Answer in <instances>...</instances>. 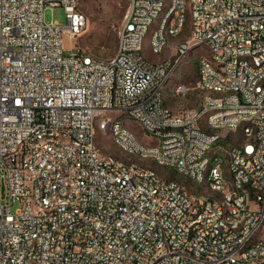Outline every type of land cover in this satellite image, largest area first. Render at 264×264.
Here are the masks:
<instances>
[{
  "label": "built area",
  "instance_id": "built-area-1",
  "mask_svg": "<svg viewBox=\"0 0 264 264\" xmlns=\"http://www.w3.org/2000/svg\"><path fill=\"white\" fill-rule=\"evenodd\" d=\"M130 1L137 7L134 23L121 24L122 48L114 62H102L76 49V38L87 23L77 0H0V264H264V239L252 253L239 250V242L255 231L258 219H264V85L251 92L257 77H264V0H195L201 26L194 38L184 39L173 52L187 54L193 40L207 38L217 47V58L233 55V63H225L227 78H218L206 65L197 84L239 87V94L189 107L180 115H166L158 108V79L168 70L169 58L151 64L140 51L143 27L163 0ZM57 6L64 8L66 25L45 19L46 8ZM183 12V0H175L170 14L176 15L174 30L182 29ZM153 45L165 50L161 30ZM244 55L256 56L259 68L247 65ZM220 103L228 104V112L213 117L221 132L207 133L197 126L200 110ZM116 106L139 113L154 132L163 133V124L184 123V130L165 134L160 149L136 144L121 124L109 123L130 147L175 161L183 178L187 172L202 178L211 155L201 159V151L211 148L213 138H221L219 148L232 152L229 161L238 187L228 188L218 171L214 182L232 196L235 209H240L242 189L251 188L257 194L256 217L247 218V227L240 232H231L238 217L233 210L230 225H223L222 210L201 205L184 179L161 176L151 167L133 168L109 153L92 151L97 128L90 125L88 115L100 118L103 107ZM248 112L258 113L255 127L248 130L260 131V139L253 145L233 146L229 136H222L223 126L234 125L239 114ZM51 129L75 136L83 147L80 168L74 172L82 182L78 197H84V204L74 206L72 198L54 217L39 213L30 217L26 210L30 176L23 173L26 155H33V168L39 173L48 169L44 183L50 186V195L64 189L59 167L65 164L68 148L49 144L55 166L45 162V167H38V160H44L39 157L42 131ZM246 152H254L252 164H245ZM249 177H256V184H249ZM86 206H95V213L83 214ZM96 209H103V217H96ZM181 210H188V218H181ZM64 218H74L68 236H61L59 229ZM211 230H219L221 247L206 245ZM241 254H250L251 262H241Z\"/></svg>",
  "mask_w": 264,
  "mask_h": 264
},
{
  "label": "bare ground",
  "instance_id": "bare-ground-1",
  "mask_svg": "<svg viewBox=\"0 0 264 264\" xmlns=\"http://www.w3.org/2000/svg\"><path fill=\"white\" fill-rule=\"evenodd\" d=\"M81 0H77V5L80 14L85 15L80 10ZM175 10V0H163V3L152 12L151 19L143 27V37L140 39V51L143 52V58L149 60L144 54V44L146 35L151 30V48L155 53H161L164 50H158L153 45L155 42V35L161 30L162 48L166 49L168 46H174L178 50V47L182 45L183 40L177 41L176 37L184 35L187 23L188 14L191 15V26L189 33L185 39L195 37V30L201 26V16L197 14V6L195 0H183V20L182 29L174 30L176 23V15H170ZM137 16V7H132V1H130L128 12L125 16L123 23L125 27H132L134 19ZM158 19V22L154 28L152 25ZM205 44L209 48V54L201 56L199 58L198 69V82L199 78H204L206 74V65L209 68H213V73L217 74L218 78L229 77V69L225 66V63H233V55H225L224 58H217V47L209 42L207 38H197L193 40L191 46L188 47L187 54H176L174 59H169L168 70H165L158 79L157 92H158V108L165 111L166 115H180L184 112H188L189 108H184L181 112H176L170 106L166 105L165 87L170 79L174 69L181 65L186 59L189 51L199 45ZM122 48V38H118V47L116 53ZM77 50H81L77 48ZM86 57L90 59H100L91 56L86 53ZM161 61V62H165ZM102 62H114V55L107 59H102ZM244 62L250 65L251 68H259V60L256 56L244 55ZM151 64H158V62H152ZM264 85V77H257V83L251 85V92H258L262 90ZM182 86H186L179 93ZM198 88L203 92V96L199 106H205V104L214 102H224L230 100V97H234V94H239V87H232V90H228L225 86H216L215 83H203L197 84ZM189 91V84L181 82L174 87V95H185ZM114 112L116 116H111L109 113ZM228 112V104L220 103L210 107H205L200 110L199 118L197 119V126L204 127L207 133L221 132V125L213 120L214 116H219ZM126 118L134 119L141 124L146 133L153 135L157 140L155 144H146L141 142L136 134L130 130L124 120ZM258 120L257 112H248L245 114H239L237 122L234 125L223 126L222 136H229L230 143L233 146L241 145H253V142L260 139V131L248 130V127H255V121ZM113 121L114 124H121L123 130L136 140V144H145L147 148L160 149L161 143L165 142V134H170L173 131L184 130V123H172L163 124V133L151 131L146 128V124L139 117V113L134 111H128V106H116V107H103L102 116L100 118L96 115H88V122L90 125H99L104 132L111 133L113 140L117 143L127 154L131 156H140L145 159H154L161 166H164L172 171L181 173V168H175V161L166 160L151 150H140L138 148L130 147L125 144L124 138H118V132L114 128H110L109 123ZM97 132V130H96ZM236 140H239L236 142ZM221 138H213L211 142V148L201 151V159H208L211 155V160L206 162L205 167L202 168V178H199L196 172H187L184 175V184L187 188L194 186L197 190H192V195H198L199 202L203 206H209V211H217V206L221 211V222L223 225H230L231 214L233 210V216H238L233 219L231 225V232H240L241 228L247 227V218H255L257 211V194L252 192L251 188L242 189V198L240 202V209H235V200L232 196L224 191V189L214 182V178L218 175L224 178V182H228V188L238 187V179H234L232 174L233 161L232 152L229 149H221ZM49 144L53 146H62L68 148V154L65 159L64 166L59 167V178L63 182L64 189L56 190L54 195H50V186L44 183L48 179V169H41L40 173L37 168H33V155H26L23 161V173L30 178H26V186H28V199L26 202V210L29 212L30 217H37L39 213L40 217H54L59 213V210L63 208L64 202H70L74 198V206H81L84 204V197H78V190H82V182L80 177L74 172V169L80 168V160L83 154V147L79 145L75 136L63 134L60 129H51L49 131H42L40 137V149L39 157H44V160H38V167H45V162L48 166H55L54 151H50ZM91 150L102 151L96 138H91ZM113 159H118L121 164H132L133 168H150L145 164H141L135 161H125L124 159L110 154ZM254 159V152L245 153V164H252ZM153 168V167H151ZM169 171V170H168ZM180 175V174H179ZM161 176H170L169 172L161 174ZM193 182V185L190 182ZM249 184H256V177H249ZM198 190L200 192H198ZM49 195V196H48ZM264 195V188H263ZM47 196V201L46 200ZM95 213V206L83 207V214ZM96 217H103V209H96ZM181 218H188V210H181ZM74 218H64L59 222V229H61V236H68V229L73 228ZM264 219H258L255 227V231H251L249 235H246L239 242V250L245 251V253H252L254 246L264 239ZM206 245L209 247H221V239H219V230H211L206 235ZM241 262H251L250 254H241Z\"/></svg>",
  "mask_w": 264,
  "mask_h": 264
},
{
  "label": "rangeland",
  "instance_id": "rangeland-1",
  "mask_svg": "<svg viewBox=\"0 0 264 264\" xmlns=\"http://www.w3.org/2000/svg\"><path fill=\"white\" fill-rule=\"evenodd\" d=\"M130 0H81L80 10L86 15L87 23L85 28L76 38V47L80 48L85 53L100 58L107 59L112 57L118 47V31L123 23L128 12ZM46 21L56 20L61 25H66L68 19L65 15L64 8L61 6L47 7L45 10ZM158 19H155L152 28L156 26ZM191 26V15L188 14L186 29L184 34L189 33ZM182 35L181 38H184ZM187 37V36H186ZM177 40V39H176ZM151 30L146 35L144 44V54L152 62H161L169 59H174L176 54L173 51H178L174 46H168L163 52L155 53L151 48ZM178 41V40H177ZM70 39L66 37V44L69 46ZM209 54L207 45L202 44L192 48L183 65H179L173 71L165 87V94L170 101V107L176 112H181L184 108L195 107L200 105L203 92L198 88V69L199 58L203 55ZM182 69L183 75L180 76ZM181 82L189 84V91L185 95H174V87ZM111 116H116L114 112L109 113ZM125 125L132 130L137 138L148 145L155 144L157 140L153 135L145 132L139 122L134 119L126 118ZM97 142L105 153L116 155L125 161H135L146 166L155 168L161 174L170 173L173 178L184 179L181 173L172 171L164 166H161L154 159H143L140 156H131L127 154L115 141L111 133L104 132L102 128L97 125L96 132ZM239 140H236L238 142ZM221 143V142H220ZM169 170V171H168ZM180 174V175H179ZM193 185V182H190ZM192 190L197 192L194 186ZM198 192H200L198 190ZM2 197V185L0 184V198ZM18 207V204L12 205V210ZM264 234V233H262Z\"/></svg>",
  "mask_w": 264,
  "mask_h": 264
},
{
  "label": "crops",
  "instance_id": "crops-1",
  "mask_svg": "<svg viewBox=\"0 0 264 264\" xmlns=\"http://www.w3.org/2000/svg\"><path fill=\"white\" fill-rule=\"evenodd\" d=\"M185 35V37L184 38H181L182 36H179V37H176L175 38V40L177 39L178 41H180V40H183V39H185L186 38V36H187V34H184ZM181 75H183V73H182V69L180 70V76ZM165 96H166V94H165ZM165 102H166V105H168V106H170L171 104H170V101L167 99V97H166V100H165ZM172 108V107H171ZM173 109V108H172Z\"/></svg>",
  "mask_w": 264,
  "mask_h": 264
}]
</instances>
